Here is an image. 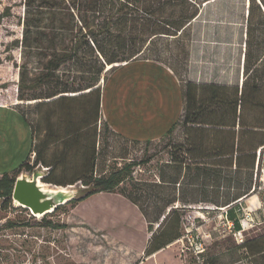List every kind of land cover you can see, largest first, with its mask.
<instances>
[{
    "label": "rangeland",
    "instance_id": "1",
    "mask_svg": "<svg viewBox=\"0 0 264 264\" xmlns=\"http://www.w3.org/2000/svg\"><path fill=\"white\" fill-rule=\"evenodd\" d=\"M21 3L22 0H0V13L8 6L12 9V16L0 22V113L26 115L34 136L29 125V152L8 171L12 175L20 172L29 176L37 171L45 174L51 171L48 180L41 178V184L45 188H62L48 182L49 179L68 181L86 172V154L93 148V128L81 140V153L69 158L66 166L58 161L57 154L60 152L57 149H60V144L51 145L43 154L40 153V158L54 165L52 170L36 163L35 152H32L33 139L34 148H41L48 118L54 122L61 107L72 111L75 117L82 112H87L91 119L96 117L97 96L86 95L80 100H67L61 104L45 102L39 105L41 99L21 100V94H40L45 89L44 85L24 90L19 88L16 64L21 63V53L13 43L22 36L19 24V17L23 13ZM250 4L251 22L256 24L252 28L256 36L264 35V23H261L264 22V0H209L190 27L192 41L188 62H173L168 58L170 52L159 58L153 56L152 59L172 68L177 77L184 81L189 79L191 64L198 67L196 72L201 77L206 63L213 62L206 53H211L213 46L224 45L229 49L226 64L229 62L230 68L234 66L236 73L228 92L233 94L237 85L241 91L244 82L240 81L239 84L237 81V73L243 63L241 53L255 56L264 51V46L246 42ZM165 44L160 41L161 47H165ZM167 48L177 51L179 47L173 44ZM217 61L222 62L214 58V62ZM125 64L128 63L120 66ZM249 65L251 68L255 66L252 63ZM116 69L106 73L107 80ZM107 80L101 79V88L104 89ZM252 83L251 75L247 84ZM245 109L246 113L252 110L249 106ZM247 122L254 123L249 117ZM105 124L106 118L101 108L97 125L95 173H109L124 163L136 161L133 179L122 184L119 192L94 195L74 206L62 205L45 218L35 217L29 209L14 202L3 204L0 198V264H106L111 260L107 261L108 258L113 259V264H264V149L257 151L254 169L252 154L239 156L238 159L236 156L209 157L203 162H190L182 166L171 162V154L181 155L180 144L187 143L188 131L182 122L170 137L156 139L150 144L124 140ZM241 139L246 145H256L261 141L258 134H245ZM216 141L228 144L233 139L216 140L213 136L205 139V143L210 144ZM27 160L33 169L27 170V165L17 172L19 165ZM2 173L0 168V176ZM83 187L78 182L65 188L78 194ZM121 192L130 194L136 203L123 197ZM246 192L249 194L226 205ZM229 212L239 223V230L236 229V222L229 218ZM49 220L64 223L66 227H49ZM150 222L155 232L153 240L158 235L156 241H161L175 231L180 233V238L147 256L146 249L152 241ZM128 248L132 251L142 250L131 263L129 259H123Z\"/></svg>",
    "mask_w": 264,
    "mask_h": 264
},
{
    "label": "trees",
    "instance_id": "2",
    "mask_svg": "<svg viewBox=\"0 0 264 264\" xmlns=\"http://www.w3.org/2000/svg\"><path fill=\"white\" fill-rule=\"evenodd\" d=\"M208 1L22 0L23 13L19 17L22 36L13 43L20 48L21 53V63L16 64L19 69V88L24 90L44 85L45 89L40 94H21V100L41 99L39 105L45 102L61 104L67 100H80L86 95L97 96L96 117L91 119L87 112H82L79 117H75L72 111H66L61 107L54 122L48 118V128L46 137L41 142L42 147L35 149L33 139L32 152H35L36 163L51 167L50 170H52L54 165L40 158V153L43 154L51 145L60 144V149H57V152H60L57 154L58 161L60 165L66 166L69 158H75L81 153V140L93 128V148L86 154L88 159L86 172L68 181L57 182L51 179L48 181L62 187L78 182L84 186L78 191L77 197L67 204L74 206L101 192H119L118 189L122 184L133 179V169L137 165L136 161H130L109 173H95L97 125L103 93L101 79L106 81L108 77L106 73L124 63L139 60L158 62L152 57L159 58L167 52H170L168 58L173 62H188L192 41L190 27L199 16L202 6ZM250 8L251 4L246 42L261 47L264 46V35L256 36L252 28L256 24L251 22ZM11 16L12 9L8 6L0 13V22ZM259 24L260 22L257 23ZM160 41L166 43L165 47L160 46ZM173 44L178 45L177 51L167 48ZM259 62H264V51L255 56L245 54L243 89L239 91V85H237L233 94L228 92L227 84L179 79L184 90L183 112L159 139L170 137L181 122L188 131V135L187 143L180 144L181 155L172 153L171 162L187 166L190 162H203L209 157L236 156L238 159L239 156L252 154V169H254L257 151L260 149L262 152L264 149V64L257 65ZM251 63L255 65L253 68L249 65ZM109 65H111L110 68H108ZM170 69L175 74V71ZM251 75L253 83L248 85L247 81ZM246 106L251 107L250 113H246ZM248 117L254 122L253 124L247 122ZM23 118L30 125L33 133L26 115H23ZM105 126L114 131L107 120ZM116 134L134 143L150 144L154 141L141 142ZM245 134L260 135V143L244 144L241 137ZM210 136L216 140L230 138L233 142L205 143V139ZM28 162V160L22 162L17 172L24 169ZM27 168V170L33 169L31 165ZM19 173L12 175L10 171H5L1 174L0 198L3 199V204L9 205L13 202V188ZM50 174L51 171L46 173L43 179L48 180ZM120 194L132 203H136L130 194L126 192ZM248 194L249 192L243 193L226 205H231ZM169 205L170 203L167 207ZM140 210L147 219L143 210ZM229 218L236 222L232 212H229ZM151 225L150 222L149 232H152V239L155 232ZM47 226L65 228L66 224L49 220ZM236 229H240L238 222H236ZM157 236L154 240L152 239V243L150 242L146 249L147 256L172 244L180 238V233L175 231L158 242Z\"/></svg>",
    "mask_w": 264,
    "mask_h": 264
},
{
    "label": "crops",
    "instance_id": "3",
    "mask_svg": "<svg viewBox=\"0 0 264 264\" xmlns=\"http://www.w3.org/2000/svg\"><path fill=\"white\" fill-rule=\"evenodd\" d=\"M228 50L224 45L213 46L211 53H206V56L212 57L213 62L206 63L201 77L196 72L198 67L191 64L189 80L230 85L236 73L234 66L230 68L229 62L226 64V59L229 60ZM193 55L194 53L192 61ZM244 57L245 54L241 53L243 63L237 73L239 84L244 81ZM214 58L222 62L215 63ZM183 96V85L169 67L156 61L139 60L117 67L109 77L102 93V110L116 133L141 142L156 140L161 138L182 114ZM30 135L29 124L20 114L0 113L2 172L17 166L24 159L29 152ZM103 194L114 193L101 192L95 195ZM135 210L137 212V209ZM127 252L123 259H129L131 263L142 250L132 251L128 248ZM109 260L106 264L114 263L112 258L107 261Z\"/></svg>",
    "mask_w": 264,
    "mask_h": 264
},
{
    "label": "water",
    "instance_id": "4",
    "mask_svg": "<svg viewBox=\"0 0 264 264\" xmlns=\"http://www.w3.org/2000/svg\"><path fill=\"white\" fill-rule=\"evenodd\" d=\"M45 173L37 171L32 176L20 174L15 181L12 199L14 204L30 210L35 217H44L77 197L65 187L52 189L41 184Z\"/></svg>",
    "mask_w": 264,
    "mask_h": 264
},
{
    "label": "bare ground",
    "instance_id": "5",
    "mask_svg": "<svg viewBox=\"0 0 264 264\" xmlns=\"http://www.w3.org/2000/svg\"><path fill=\"white\" fill-rule=\"evenodd\" d=\"M44 185V184H43Z\"/></svg>",
    "mask_w": 264,
    "mask_h": 264
}]
</instances>
